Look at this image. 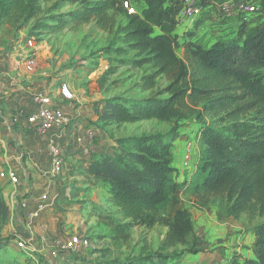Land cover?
I'll use <instances>...</instances> for the list:
<instances>
[{
	"label": "trees",
	"instance_id": "16d2710c",
	"mask_svg": "<svg viewBox=\"0 0 264 264\" xmlns=\"http://www.w3.org/2000/svg\"><path fill=\"white\" fill-rule=\"evenodd\" d=\"M76 1H80L81 7L69 14L76 22L96 20L111 31L114 22L108 12L117 10L125 17V23L117 27L116 33L126 50L135 52L137 66H151L150 73L141 77L140 85L156 89L147 97L98 101L95 110L99 120L106 124L157 120L172 125L165 133L122 137L113 151L90 157L88 173L109 188L112 207L116 209L113 213L111 209L93 207L97 216L115 235L127 234L138 226L168 227L165 244L175 246L185 242L189 234L194 235V220L188 208L165 212L170 195L186 186L185 191L194 196L199 209L221 203L223 216L240 218L247 214L250 220L263 217L264 24L248 31V21H244L238 39L218 40L204 46L193 40L195 29L184 30L182 34L177 31L176 14L182 0H145L142 9L134 2L139 0ZM125 1H131L137 11L129 13ZM260 1L256 14L264 12V0ZM220 2L200 0L203 7ZM9 11L5 0H0V17ZM54 19L64 26L69 18L55 16ZM195 25L197 28L199 20ZM29 40L33 38L26 43ZM179 47L184 48V57L177 54ZM111 50L112 46L107 52ZM162 79L166 83L159 88ZM35 107L18 105L13 112L17 118L13 125L30 126L28 117ZM207 115L211 118L209 122L205 121ZM184 119L203 123L202 150L192 178L178 182L174 175L173 148ZM8 185L1 177L0 163V240L12 213L10 201L4 196ZM81 206L86 207L85 201ZM254 230L259 252L257 261L251 264H264V222L256 224ZM13 238L9 237V241ZM200 251L192 247L188 253ZM183 255H166L161 249L151 255L115 257L101 263L168 264L169 259H180Z\"/></svg>",
	"mask_w": 264,
	"mask_h": 264
},
{
	"label": "rangeland",
	"instance_id": "374dc122",
	"mask_svg": "<svg viewBox=\"0 0 264 264\" xmlns=\"http://www.w3.org/2000/svg\"><path fill=\"white\" fill-rule=\"evenodd\" d=\"M5 3L9 6L10 11L7 15L0 17V80L3 81L2 74L8 71L6 64L9 63L10 65L14 64V66H10V69L13 71V68H16V74L21 80L32 77L31 80L34 79L37 88L50 90L56 107L66 112L70 118V123L61 131V137H58L64 155L69 146L72 149L70 153L78 152L82 156L92 153V149L111 152L116 148L117 140L122 137L140 136L153 132L165 133L170 130L172 125L167 122L149 120L138 123L106 124L96 115L95 107L100 100L112 97L141 98L150 96L156 91L155 88L146 89L140 85L141 77L150 73L151 66L148 64L137 66L135 52L126 50V45L121 43L116 30L126 20L117 10L108 12L109 18L114 22L110 31L104 29L96 20L90 22L71 20L69 14L81 7L80 1L5 0ZM257 4L261 6V1L257 0ZM55 16L69 19L64 26H61L54 19ZM217 17L220 18V16ZM256 17L261 19L258 24H264L262 21L264 12L260 11ZM198 18L192 22L191 27H184L187 24L178 27V32L195 29V22L199 20ZM29 38H33L35 46L34 72H27L24 67L25 57L30 51L26 43ZM111 46L112 50L108 53L107 49ZM119 48L126 51H119ZM177 54L184 57V48H177ZM17 63L21 64V69L17 67ZM40 72L46 74V83L38 81L39 75L37 74ZM65 80L69 81L77 96L73 101L63 100L59 95L60 83ZM159 82V88L166 83L163 79ZM39 84L42 86H38ZM25 96V103L35 107L31 100L32 93L27 92ZM6 113L8 114V112ZM5 116L8 118L7 115ZM11 118L9 117L10 120ZM5 119L0 117V163L2 169L6 167L3 153L8 150L7 148H11L15 144L22 146L20 144L21 130L15 127L11 121L7 122ZM210 120L209 115L205 116V121L209 122ZM202 126L203 123L195 119H184L180 123L179 138L174 142L173 148L176 168L174 175L178 182L192 178L202 150L200 141ZM43 137L36 132L35 141ZM42 140L45 141L44 138ZM66 142L71 145L67 146ZM81 144L89 148L88 152L83 151ZM68 165L65 162L64 166ZM74 170L76 171L75 167ZM77 170H82V168L79 167ZM70 178H67L66 186L72 187L79 193V197L73 201L74 206L91 198L96 199L102 209H111L113 213L116 211L105 202L103 191L92 179H88L90 177L86 173L77 172L73 179ZM6 180H8L7 177ZM7 183L9 184V181ZM54 183L56 190L54 189L53 193H50L51 196L58 194L59 189L63 187L61 182L53 180ZM185 187L179 188L176 193L170 195L168 207L165 210L166 213H173L178 208H188L191 211L195 231L194 235L189 234L186 237L185 242L167 246L165 241L168 227L162 225H156L149 229L138 226L127 234L115 235L96 215L97 213L93 215L83 206L73 209V215L79 217L76 222H72L79 231L72 235L81 234L89 238L91 243L95 238L96 243L91 245L90 250L91 254H96L95 257H92L96 263L112 260L115 257L151 255L162 249L166 255L184 254L180 259H169L168 264H208L209 254L212 252L210 244L218 243L225 238L215 231L214 228L218 227L215 222L220 224L222 221L227 222L230 218L219 213L220 211L224 212L221 203L199 209L197 200L190 192L185 191ZM64 196L58 194V199L64 200ZM53 207L54 205L49 206V208ZM49 208L46 207V209ZM215 212L218 214V221L212 219L215 217ZM240 218L243 219L244 224L254 227L256 224L264 222V216L250 220L247 214H242ZM205 220H207L206 225L203 223ZM14 228L11 229L8 223L2 230L0 264H34L31 258L17 247L14 240L9 241V237L13 236ZM192 247L200 248L202 251L197 254L188 253ZM107 253L108 255L104 256ZM36 256L40 258V256Z\"/></svg>",
	"mask_w": 264,
	"mask_h": 264
},
{
	"label": "crops",
	"instance_id": "0c3cea01",
	"mask_svg": "<svg viewBox=\"0 0 264 264\" xmlns=\"http://www.w3.org/2000/svg\"><path fill=\"white\" fill-rule=\"evenodd\" d=\"M134 2L138 4L139 9L145 7V0ZM217 16L220 15L216 6L211 5L203 9L202 16L198 18L199 25L195 28L196 36L193 39L195 42L201 43L204 46H210L218 40L232 41L239 38V27L242 24L239 15L235 13L227 18H221V16L218 18ZM259 19L260 18L256 17V15L249 19L247 24L248 31L258 25ZM263 20L264 19H262V21ZM186 24L184 27L192 26V23L190 22H186ZM179 34L182 33L179 32ZM6 65L8 71L2 74L3 81L0 80V117H3L4 119L6 118L5 120L7 122L11 121L14 123L13 120L17 121V118L13 119L16 117L13 112L17 109L18 105H26L24 101L26 99V93L33 94L36 90H41L42 88H37V85L35 86L36 82L34 79L31 80L32 77L21 80L16 74V68H13V71L10 69V66H14V64L10 65L7 63ZM20 66L21 64L17 63V67L20 68ZM37 75H39L38 81L46 83L45 73L40 72ZM68 80L71 81L72 79ZM38 86L42 85L39 84ZM6 112H8V114ZM4 114L7 115L8 118ZM9 117H12L11 120ZM64 129L52 130L48 134L43 135L45 141L42 140L43 138L35 141L37 132L35 128L31 126L27 127L22 124L19 128V130H21L20 144L22 146H18L14 143V146L7 148L8 150L3 153L5 158L4 165L13 166L22 173L26 172L28 178V182L23 180L24 183L18 188V190L9 184L4 191V196L8 201H10L15 194H18L20 198L22 197L23 200H26L29 203L26 212L21 209L19 204H15L11 208L12 213L9 226L11 229L14 227L20 229L24 236L33 234L36 238L35 254L40 256V258H38L47 264H104L101 262L96 263L94 261L92 257H95L96 254H91V250L75 252L64 248V243L69 239L72 233H77L79 231L77 230V226H74L73 223L76 222L79 216L73 215V209L81 207L79 202V204L75 206L73 203V201L79 197L78 191L73 190L72 187H67L65 182L68 177L73 179L77 172L86 173L90 177L88 179H92L103 191L106 199L105 202L112 206V195L109 188L103 186L100 180L91 176L87 170L91 156L109 151L92 149V153L82 156L78 154V152L70 153L72 149L69 145L71 144L66 142L69 148H66V156L63 151V156L65 162L69 165L64 166L65 170H63L62 174L53 178L50 174L52 163L48 152V145L50 141L53 140L60 144L58 137H61V131ZM74 167L76 171L74 170ZM79 167H81L82 170H77ZM2 179L3 182H8L6 178ZM53 180L63 183V187L59 189L60 192L58 194H60V196L65 195L64 200L58 199V194L52 195L53 197H56L57 200L49 206L54 205V207L49 208V206H47L49 209L45 208L46 210L40 212L39 216L34 220L29 219L26 213L34 211L37 208L40 202V196L45 192L53 193L52 191L54 189L56 190V185L55 183L53 184ZM84 201L85 204H87L85 208H87V211L90 210L93 215L96 214V212L93 211V207L102 208L99 206V202L96 199L90 198L85 199ZM217 215L218 214L215 212V217L212 218L214 221L219 220ZM229 218L230 219L227 220V222L222 221L224 224H221L222 222L220 224L215 222L218 224V227L214 228L215 231L223 235L225 238L218 243L210 244L212 252L209 254L210 260L208 264H251L252 261H257L259 248L256 246V233L254 226L244 224L242 218ZM203 223L206 225L207 220L203 221ZM210 234L213 235L212 233ZM67 235L68 238L66 239ZM94 243H96L95 238L94 240L92 239L91 244Z\"/></svg>",
	"mask_w": 264,
	"mask_h": 264
},
{
	"label": "built area",
	"instance_id": "2783aa9c",
	"mask_svg": "<svg viewBox=\"0 0 264 264\" xmlns=\"http://www.w3.org/2000/svg\"><path fill=\"white\" fill-rule=\"evenodd\" d=\"M213 6H216L221 18H227L237 13L242 23L244 21H249V19L259 11V7L255 0L221 1ZM124 7L129 11V13H135L137 11L131 1H125ZM204 8L205 7L200 4V0H182V4L176 14L178 26H183L186 22L192 23L196 18L201 16ZM27 46L30 48V51L28 50L29 52L25 57L24 67L27 72H34L36 54L33 40H29L27 42ZM59 95L61 99L67 101H73L77 98L75 91L72 89L71 84L67 80L60 83ZM32 101L36 107L33 113L28 117V123L31 127L35 128L39 134L46 135L52 130H62L70 123V118L67 113L56 107L50 90H36L32 95ZM81 147L84 152H88L89 148L87 146L81 144ZM48 152L52 163L50 170L51 177H58L62 174L65 164L63 150L61 149L60 144L53 140L50 141L48 145ZM1 177H7L9 184L16 190L23 185L24 181H28L26 172L22 173L20 170H17L10 165L1 169ZM55 200L56 197L51 196L49 192L43 193L40 196V202L37 208L34 211L26 213L27 217L34 220L39 216L40 212H42L47 206L53 204ZM15 204H19L21 209L26 212L29 203L26 200H23L22 197L20 198L18 194H15L10 199L11 208ZM13 236V240L15 241L17 247L24 251L35 264H47L37 258L35 254L36 238L33 234L24 236L21 230L15 227L13 230ZM90 247L91 242L89 238L81 234L71 235L64 243L65 249L75 252L86 251L90 249Z\"/></svg>",
	"mask_w": 264,
	"mask_h": 264
}]
</instances>
